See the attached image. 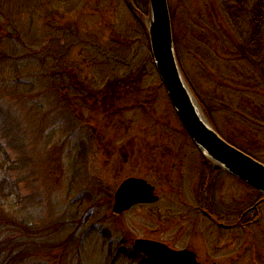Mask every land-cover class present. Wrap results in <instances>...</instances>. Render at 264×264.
<instances>
[{
  "label": "rangeland",
  "instance_id": "obj_1",
  "mask_svg": "<svg viewBox=\"0 0 264 264\" xmlns=\"http://www.w3.org/2000/svg\"><path fill=\"white\" fill-rule=\"evenodd\" d=\"M75 1L71 8L73 13L65 15L66 21L77 23L93 38L101 36L104 40H116L122 33L128 35V43L133 47L128 57L133 58V62L117 71V75L125 79L122 85L126 89L118 88L121 81L117 79L110 81H114L110 88L105 85L109 94L117 96L115 108H110L108 113L100 109L91 114L84 113L101 144L90 155L88 167L82 173L91 182L100 206L98 210L87 212V223L78 231L79 236H85L80 240L84 239L81 253L78 252L80 244L75 245V242L69 249L49 250L37 258L31 255L25 264H36L34 260L41 264H107L111 247L115 249L125 240L126 246L133 248L137 239L161 242L174 250L188 249L196 254L201 264H264V205L255 209L261 196L259 198L256 191L225 175L215 179L210 185L214 191L208 192L203 172H199L202 163L199 154L183 133L150 55L140 49L143 35L125 1ZM168 1L183 50V63L192 80L203 96V93L211 94L219 99L224 110L236 114L214 112L217 130L239 150L264 162V131L259 130L264 128V95L258 94L263 88L251 78L253 74L256 77L259 74L245 62H239L240 57L235 55L232 44V41L240 43L241 35H246L249 19L245 14L240 23L234 18L240 31L234 34L236 29L229 24L230 15L225 12L221 0ZM226 3L233 5L236 0H226ZM95 70L90 74L96 77V82L102 80L101 71L110 72V68L103 66L95 67ZM107 81L109 79L106 84ZM252 117L263 123L257 125V130L244 121ZM28 127L31 126L28 124ZM66 161L64 158L63 162ZM38 173L42 176V171ZM131 177L151 183L160 201L138 205L121 216L114 215L113 195L121 183ZM4 181L5 178L0 176V202L7 208L12 206L18 220L26 216L36 220L42 214L43 227L47 228L45 217L71 211L79 212L82 218L86 212V206L78 207L79 202L71 210L69 205L78 196L64 193L54 183L53 192L46 190L44 193L47 201L42 210L38 208L40 213L33 210L34 207L18 209L15 205L17 189ZM48 186L52 189L49 182ZM211 193L220 216L239 212L244 217L254 211L252 222L237 229L236 217L233 221L219 223L217 218L206 219L198 210L202 208L200 201L210 200ZM226 224L234 226L228 229ZM66 236L64 233L55 241L60 243ZM67 253L70 254L65 256Z\"/></svg>",
  "mask_w": 264,
  "mask_h": 264
},
{
  "label": "trees",
  "instance_id": "obj_2",
  "mask_svg": "<svg viewBox=\"0 0 264 264\" xmlns=\"http://www.w3.org/2000/svg\"><path fill=\"white\" fill-rule=\"evenodd\" d=\"M124 1L133 13L128 1ZM132 1L141 13L147 14L149 0ZM74 2L77 1L0 0V176L5 178L3 183L16 187L18 193L15 205L18 209L34 207L36 209L33 210L40 213L39 209L42 210L47 201L44 193L46 190L53 192V183L64 193H75L78 196L69 205L71 210H74L78 202V207L86 206L82 218L79 212L75 214L71 211H64L56 217H45L48 226L44 228L42 214L36 220L27 216L18 220L12 212V206L7 208L0 202V264H25L31 255L37 258L49 250L69 249L75 242V245L80 244L78 252L81 253L84 239L80 240L85 236H79L78 231L87 223V212L90 209L98 210L100 206L99 201L95 200L91 182L82 173L88 167L90 155L101 144L91 131V123L85 120L84 113L87 111L91 114L98 109L108 113L110 108H115L117 96L109 94L105 85L110 88L117 79L121 81L118 88L125 87L122 85L125 79L117 75V71L122 66L131 65L129 63L133 62V58L128 56L133 47H130L129 36L126 34L122 33L116 40H104L101 36L93 38L82 31L77 23L66 21L65 15L74 11H71ZM221 4L231 16L227 14L229 24L236 29L234 34L240 33L235 20L240 23L244 14L249 19L246 35H241L240 43L232 41V44L236 50L235 55L240 57L239 62H245L247 67L259 74L257 77L253 74L251 78L256 79L258 86L263 88L258 94L264 95V0H236L233 5L221 0ZM133 18L143 35L140 49L150 55L153 63L145 24L134 13ZM172 22L182 73L217 130L214 112H228L233 116L236 114L224 110L218 98L203 93L205 98L199 91L184 66L183 50L174 27L173 15ZM99 66L110 68L109 74L106 70H100L102 80H99L103 85L90 74L91 70H95V67L99 69ZM244 121L256 130L259 129L257 125L263 124L255 117ZM259 130L264 131V128ZM183 133L189 138L184 130ZM228 142L236 147L233 142ZM246 154L260 161L256 156L248 152ZM64 158L66 162H63ZM199 158L202 161L200 173L203 172L204 185H207L208 192H212L214 187L210 185L215 179L229 175L213 167L200 154ZM39 171H42V176ZM45 183L47 186L44 187ZM212 198L213 193L210 200ZM203 203L201 200L200 205L203 206ZM211 206L209 203L207 209L215 218H220ZM64 233H67V238L60 243L55 241ZM125 242H121L115 249L110 248L107 264H152L145 256L127 247ZM34 261L41 264L38 260Z\"/></svg>",
  "mask_w": 264,
  "mask_h": 264
},
{
  "label": "water",
  "instance_id": "obj_3",
  "mask_svg": "<svg viewBox=\"0 0 264 264\" xmlns=\"http://www.w3.org/2000/svg\"><path fill=\"white\" fill-rule=\"evenodd\" d=\"M131 10L146 24L151 54L160 80L183 128L200 153L215 167L257 190L264 204V164L224 141L210 120L189 84L176 54L172 18L168 0H149L145 16L137 10L132 0H127ZM159 200L155 188L143 179L125 180L115 194L113 214L121 215L138 204H151ZM133 250L146 256L152 264H201L190 250L177 251L169 246L146 239H137Z\"/></svg>",
  "mask_w": 264,
  "mask_h": 264
},
{
  "label": "flooded vegetation",
  "instance_id": "obj_4",
  "mask_svg": "<svg viewBox=\"0 0 264 264\" xmlns=\"http://www.w3.org/2000/svg\"><path fill=\"white\" fill-rule=\"evenodd\" d=\"M193 144V143H192ZM194 146V145H193ZM195 148V147H194ZM195 150H196V148H195ZM196 152L198 153V151L196 150ZM199 154V153H198ZM126 161L128 160L127 159V156H126V159H125ZM203 171H204V168H203ZM199 172H201V170L199 169ZM132 178V177H131ZM232 178V177H231ZM116 193V192H115ZM114 199H115V194L113 195V202H112V210H113V206H114ZM160 201V200H159ZM204 205L202 206V208H201V210H198V212L200 213V214H202L206 219L208 218V219H212L213 220V218H215L211 213H210V211H209V209H208V211L209 212H207V204H209V203H211V207H212V210L215 212V213H219L218 212V208H217V204H216V202H215V196H214V198H212V200L210 201V202H208V198H205L204 199ZM254 213V211L252 212V213H249V214H247V215H245L244 217L242 216V214H239V212H238V214L236 213V212H234L233 213V215H231V216H221L220 218H215L216 220H217V222L219 221H221V222H224V221H233L234 220V217H236L237 219H238V223H239V226L237 227V229L238 228H240L241 229V227H243V226H245V225H248V224H250L251 222H252V218H251V216H252V214ZM221 215L223 214L224 215V213H220ZM238 216V217H237ZM255 219V218H254ZM244 220L245 221H247V222H245V224H243L244 223ZM218 222V223H219ZM218 223L216 224L217 226H218ZM232 226H234V225H230V224H226V227H230V228H228V229H231L232 228ZM219 227V226H218ZM223 228V227H222ZM224 229H226L225 227H224ZM236 229V228H235ZM183 250H185V249H183Z\"/></svg>",
  "mask_w": 264,
  "mask_h": 264
}]
</instances>
